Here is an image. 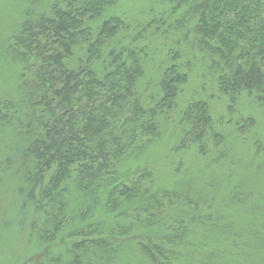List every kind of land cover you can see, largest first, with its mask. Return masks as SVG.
I'll use <instances>...</instances> for the list:
<instances>
[{"label":"trees","instance_id":"16d2710c","mask_svg":"<svg viewBox=\"0 0 264 264\" xmlns=\"http://www.w3.org/2000/svg\"><path fill=\"white\" fill-rule=\"evenodd\" d=\"M63 1L51 14H28L14 37L28 60L20 83L27 111L25 118L16 106L13 116L0 113L2 120L16 122L18 167L28 186L25 202H34L45 215L43 223L34 222L35 235L46 249L65 236L61 243L67 253L47 256L51 264L116 263L128 248L146 264H176L191 221L179 216L173 224L163 222L165 199L174 194L157 185L151 169L121 174L118 168L158 136L159 118L176 108L191 61L179 63L182 51L178 40L173 42L163 57L171 63L143 98L148 52L134 42L157 21L148 19L140 29L137 20L134 26L113 12L119 0ZM159 1L172 13L189 6L199 52L210 57L219 89L229 97L228 109L234 111L244 96L264 106V0ZM76 46L86 55L71 66L67 58ZM178 123V149L196 144L207 154L212 140L219 152L215 160L226 155L220 149L224 135L215 130L206 100L189 102ZM255 124L252 116L236 123L244 134ZM146 135L152 136L148 143Z\"/></svg>","mask_w":264,"mask_h":264},{"label":"rangeland","instance_id":"374dc122","mask_svg":"<svg viewBox=\"0 0 264 264\" xmlns=\"http://www.w3.org/2000/svg\"><path fill=\"white\" fill-rule=\"evenodd\" d=\"M57 4L64 5V1L0 0V102L6 104L0 106L2 115L13 116L15 106L24 118L27 111L20 83L28 60L20 53L14 37L28 14L31 17L42 12L51 14ZM112 9L134 26L137 20L140 27L146 20L157 21L142 34V39L134 42L135 47H146L148 52L140 86L143 98L149 96L160 80L164 66L171 63L165 62L164 56L173 42L180 43H175L182 51L179 63L191 61L187 67L189 78L177 96L176 108L159 118L158 136L129 154L118 168L119 173L148 167L157 185L174 194L172 200L164 201L167 207L163 222L173 224L179 216L191 221L179 246L183 258L176 264H260L258 250L264 239V106L244 96L234 111L228 109L229 97L219 89L209 67L210 57L199 52L194 16L188 12V5L172 13L171 6L159 0H119ZM188 27L190 30L186 31ZM75 49L74 55L67 58L71 66L86 55L84 47ZM199 99L209 103L214 128L224 135L226 144L220 149H226V155L221 160H215L219 152L212 140L207 154L196 144L177 148L182 137L180 113L189 102ZM250 116L255 118V126L248 133H241L236 123ZM15 123L0 117V264H51L47 256L57 251L67 253V245L61 243L65 236L46 249L35 235L33 224L38 220L43 223L45 215L36 211L34 202H25L28 186L18 167L21 158L16 142L20 138ZM151 138L146 135L144 140ZM50 174H45V180ZM77 196L74 201L80 202ZM170 202L173 204L169 205ZM133 249H126L120 260L111 264H146Z\"/></svg>","mask_w":264,"mask_h":264}]
</instances>
